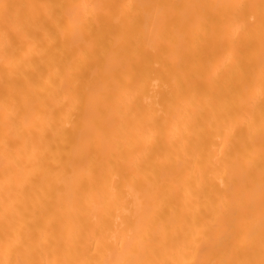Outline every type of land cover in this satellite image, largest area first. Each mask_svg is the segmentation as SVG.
<instances>
[{"label": "bare ground", "instance_id": "obj_1", "mask_svg": "<svg viewBox=\"0 0 264 264\" xmlns=\"http://www.w3.org/2000/svg\"><path fill=\"white\" fill-rule=\"evenodd\" d=\"M0 264H264V0H0Z\"/></svg>", "mask_w": 264, "mask_h": 264}]
</instances>
